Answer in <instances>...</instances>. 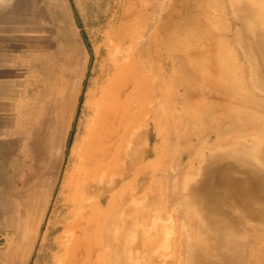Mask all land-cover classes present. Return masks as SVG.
<instances>
[{
    "label": "bare ground",
    "instance_id": "6f19581e",
    "mask_svg": "<svg viewBox=\"0 0 264 264\" xmlns=\"http://www.w3.org/2000/svg\"><path fill=\"white\" fill-rule=\"evenodd\" d=\"M218 2L225 8L221 15L212 0H170L160 6L155 25L144 4L133 28L116 33L130 46L96 103L80 172L70 188L74 198L57 264H87L95 252L99 264H138L140 259L168 264L162 255L156 260L158 228L154 224L151 233L147 227L157 219L174 225V263L183 255L186 260L179 264H264V0ZM189 6H196V22L208 31L207 47L192 52L183 45L171 54L170 30L176 27L183 35ZM220 19L229 28L212 31L210 23L216 26ZM217 45L235 53L243 89L217 84L221 73L204 77L188 63L203 60L204 49L215 61ZM173 60L183 79L181 90L173 89L170 96ZM231 78L238 83L236 71ZM154 136L179 155L174 166L162 163L150 175L147 160L157 154L150 146ZM139 194L147 204L137 211ZM136 226L140 240L129 248L128 232L137 233Z\"/></svg>",
    "mask_w": 264,
    "mask_h": 264
},
{
    "label": "rangeland",
    "instance_id": "374dc122",
    "mask_svg": "<svg viewBox=\"0 0 264 264\" xmlns=\"http://www.w3.org/2000/svg\"><path fill=\"white\" fill-rule=\"evenodd\" d=\"M127 1L0 0V30L6 37L16 36L19 40V60L22 70L20 87L25 89L27 100L29 90H32V102L35 103L36 109L40 108L42 115L41 134L39 135L38 132L30 133L31 136L29 133L25 134L28 140L36 138V141L31 143L26 141L24 153L27 162L26 173L19 175V179H24L30 174L36 183L41 181L40 186L35 185L33 191H29L27 183H24V189L20 190L23 200H27L29 193L32 192V204L36 214L39 211L42 214L41 232L30 264H57V258L61 255L59 239L64 233L65 220L74 198L70 188L74 186L80 172L82 149L88 139L94 109L103 88L106 87L107 79L114 72L115 62L122 59L130 46L128 40H121L122 38H118L116 33L123 34L133 28V17L144 4L148 5L147 12L151 14L149 22L155 25L157 16L161 14L160 6L170 2V0ZM212 1L221 15L225 9L224 5L218 2L221 0ZM196 11V6H189L183 13L185 19H182V22L186 23L182 29L183 35L177 32L176 27L170 30L168 50L171 54H176L183 45L187 51L192 50V52L204 46L207 47L203 39L207 37L208 31L205 27L199 28L196 22ZM125 12L131 13L132 17L126 20L125 16H122ZM210 24L212 31L216 28L219 31L229 28L227 24L224 26L221 19L216 26H213L212 22ZM237 29L239 26H234L233 30ZM204 50L203 60H191L188 63L203 70V73L199 74L204 77L221 73L223 80L219 79L217 84L228 83L243 89L241 64L237 62L231 48L222 51L221 46L217 45L219 58L215 61H212L209 49ZM235 71L238 83L232 84L233 79L228 81V78ZM182 79L183 72L180 64L177 60H173L169 68L170 96L173 89L181 90L178 84ZM187 115L191 114L187 112ZM35 116L37 118V112ZM24 128L28 130L29 124ZM39 138L40 141H37ZM150 146L157 151V154L147 160L150 164L148 171L150 175L156 173L162 163L169 168L176 164L174 162L179 153L176 155L177 149L169 146V143L164 144L163 140H156L154 136L151 138ZM27 167L31 168L30 172ZM122 187L117 191H120ZM144 200L145 197L139 194L134 201V204H137L134 209L142 210L147 204ZM164 220V223L158 219L150 220L147 225L149 229L152 228L151 233L155 231L153 228L156 226L158 229L156 227L155 229L161 234L156 260L158 262L162 259V262L165 261L163 263L179 264V260L181 261L184 256H180L178 262L174 263L172 252L175 244L174 225L170 220ZM168 225L170 227L173 225L172 229L167 228ZM138 228L139 226H136L137 233L135 230L132 232L133 236L128 232L131 240L126 244L127 247L130 245L135 247L133 244L139 243ZM168 236L170 240L165 238ZM133 238H136V241H133ZM158 256H161L160 259ZM140 260L138 264H146L144 260ZM87 262L99 264L98 253L95 252L91 261L87 260ZM183 264H186V261Z\"/></svg>",
    "mask_w": 264,
    "mask_h": 264
},
{
    "label": "crops",
    "instance_id": "0c3cea01",
    "mask_svg": "<svg viewBox=\"0 0 264 264\" xmlns=\"http://www.w3.org/2000/svg\"><path fill=\"white\" fill-rule=\"evenodd\" d=\"M19 52L18 38H8L0 30V264H30L42 222L41 211L35 214L32 192L27 200L20 192L24 183L29 191L40 186L41 181L36 183L30 174L24 179L19 175L26 173V141H36L28 140L25 134L40 135L43 125L40 108L32 102V90L27 100L25 89L20 87Z\"/></svg>",
    "mask_w": 264,
    "mask_h": 264
}]
</instances>
